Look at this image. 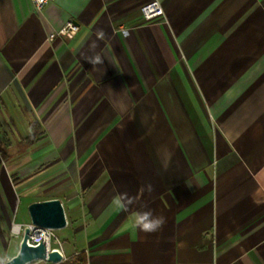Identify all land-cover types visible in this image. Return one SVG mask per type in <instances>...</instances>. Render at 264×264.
<instances>
[{"label": "crops", "instance_id": "crops-1", "mask_svg": "<svg viewBox=\"0 0 264 264\" xmlns=\"http://www.w3.org/2000/svg\"><path fill=\"white\" fill-rule=\"evenodd\" d=\"M151 1L0 0L5 263L29 204L58 198L82 242L63 253L85 264H264V0H157L164 16L148 22ZM33 120L45 135L10 166L7 137ZM28 183L49 194L15 222ZM120 193L137 203L118 208ZM144 210L161 230L131 227Z\"/></svg>", "mask_w": 264, "mask_h": 264}, {"label": "water", "instance_id": "water-1", "mask_svg": "<svg viewBox=\"0 0 264 264\" xmlns=\"http://www.w3.org/2000/svg\"><path fill=\"white\" fill-rule=\"evenodd\" d=\"M31 224L36 228L63 229L67 226L63 203L58 198L34 201L28 206ZM35 228V229H36ZM33 231L26 226L23 231L18 253L7 260L5 264H28L36 260H46L53 263L62 262L64 256L57 250H48L46 244L40 241L37 245L28 243Z\"/></svg>", "mask_w": 264, "mask_h": 264}, {"label": "rangeland", "instance_id": "rangeland-1", "mask_svg": "<svg viewBox=\"0 0 264 264\" xmlns=\"http://www.w3.org/2000/svg\"><path fill=\"white\" fill-rule=\"evenodd\" d=\"M23 131H25V133H27V132H29V128L20 129L21 133H24ZM20 138H22V137H19L17 135V133L11 134V135H9V137H7L8 141L11 142V146L8 148L9 149V155H10L9 156L10 157L9 158L10 166H12L13 164H16L18 162V159L20 156L22 157L23 155H25L26 153H28L31 150V148H29V147L27 148L26 143H23L22 140L24 138H22V140H21L22 143L20 142V144H19ZM31 173H33V172H31ZM47 174H48V172H47ZM18 175H19L18 173H16L14 175V177L17 181L19 179ZM38 175L40 177H42L41 173H39ZM33 179H34V177L31 176V177H28L27 181L31 183V182H33L32 181ZM30 183H28V184H30ZM28 184L25 185V187H26L25 195L24 196L22 195L21 198H19L15 210L12 212V217H13L15 222L20 221L22 212L25 210L24 208H25L26 197L41 198V197L49 194L48 192L46 193V191L44 189V185L40 187L39 185H36L34 183H32L30 185H28ZM22 236H23V232L20 233L19 237L12 238V239L15 240V243H18V242L20 243L22 240ZM50 244H51L52 248L57 247V248L62 249V251L64 248V251L66 254H71L74 252L75 249H81L82 248L81 240H79V237L77 235H74L72 229H70L68 227L63 228V229L53 230L52 231V237L50 238ZM13 252L11 251V254ZM70 259L71 258L69 256L64 255V259L62 262H67ZM28 264H58V263H53V262H49L46 260H36V261H33L31 263H28Z\"/></svg>", "mask_w": 264, "mask_h": 264}, {"label": "clouds", "instance_id": "clouds-1", "mask_svg": "<svg viewBox=\"0 0 264 264\" xmlns=\"http://www.w3.org/2000/svg\"><path fill=\"white\" fill-rule=\"evenodd\" d=\"M95 35L97 40H104L106 37V34L103 29H97ZM125 35H127V33H125ZM97 40H93L89 45V50L94 54L90 56H85L86 61L93 65V67L104 63L101 55L95 52V49L98 47ZM143 191L144 189H141V192ZM147 191L149 193L152 191L151 185L147 186ZM136 203L137 198L130 197L127 193H120L113 199V204L116 205L118 208L124 210H127L129 206L134 205ZM143 207L146 208V205H144ZM165 223L166 220L163 216H154L151 210H144L135 213L134 222L131 224V227L134 229H139L146 234H151L161 230ZM0 264H5V260L0 259Z\"/></svg>", "mask_w": 264, "mask_h": 264}, {"label": "built area", "instance_id": "built-area-1", "mask_svg": "<svg viewBox=\"0 0 264 264\" xmlns=\"http://www.w3.org/2000/svg\"><path fill=\"white\" fill-rule=\"evenodd\" d=\"M32 3L34 4L35 8L37 10H41L46 4H48L51 1L54 0H31ZM142 15L145 18L146 21L148 22H154L157 21L159 18H162L164 16V9L162 5L160 4L159 1L153 0L151 2H148L144 4L141 8ZM68 37L73 38L74 37V30H73V25L71 23L68 24V26L63 29V31ZM61 32H54L50 34L49 39L52 40L56 35H58ZM29 226L33 233L31 234L30 238L28 239V243L32 245H37L41 240L40 237H36L37 232H44L49 236V239L52 237V229L49 228H36L33 224H26V225H14L13 231L15 234H20L21 232L24 231L25 227ZM36 228V229H35ZM57 249L59 250L62 255L63 251L60 248H52L51 244L48 246V250H53Z\"/></svg>", "mask_w": 264, "mask_h": 264}, {"label": "trees", "instance_id": "trees-1", "mask_svg": "<svg viewBox=\"0 0 264 264\" xmlns=\"http://www.w3.org/2000/svg\"><path fill=\"white\" fill-rule=\"evenodd\" d=\"M31 134L25 137L22 141L26 143L27 147L32 146L41 135H45L43 128L38 120H33L30 124ZM21 141V143H22ZM3 139L0 135V152L2 157H6L7 153L5 148L3 147ZM71 259L67 262H60L58 264H85L86 263V255L85 252H79L76 255L70 257Z\"/></svg>", "mask_w": 264, "mask_h": 264}, {"label": "bare ground", "instance_id": "bare-ground-1", "mask_svg": "<svg viewBox=\"0 0 264 264\" xmlns=\"http://www.w3.org/2000/svg\"><path fill=\"white\" fill-rule=\"evenodd\" d=\"M36 237H40L41 240L46 244V246L48 248V246L50 244V239H49V236L45 233V231L44 232H40V231L37 232Z\"/></svg>", "mask_w": 264, "mask_h": 264}]
</instances>
